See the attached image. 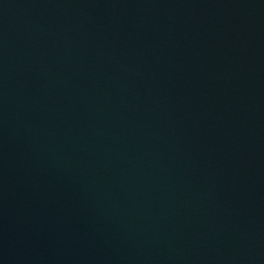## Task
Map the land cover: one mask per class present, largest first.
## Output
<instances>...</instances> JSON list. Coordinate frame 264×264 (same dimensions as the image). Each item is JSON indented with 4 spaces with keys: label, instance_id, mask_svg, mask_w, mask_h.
I'll return each mask as SVG.
<instances>
[{
    "label": "water",
    "instance_id": "water-1",
    "mask_svg": "<svg viewBox=\"0 0 264 264\" xmlns=\"http://www.w3.org/2000/svg\"><path fill=\"white\" fill-rule=\"evenodd\" d=\"M0 264H264V0H0Z\"/></svg>",
    "mask_w": 264,
    "mask_h": 264
}]
</instances>
